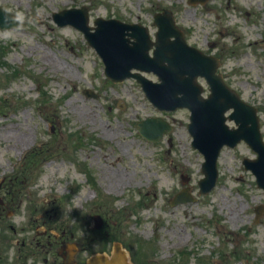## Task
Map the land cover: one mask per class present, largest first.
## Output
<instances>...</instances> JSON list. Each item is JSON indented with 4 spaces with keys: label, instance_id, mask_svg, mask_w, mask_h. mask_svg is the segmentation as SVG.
<instances>
[{
    "label": "rangeland",
    "instance_id": "obj_1",
    "mask_svg": "<svg viewBox=\"0 0 264 264\" xmlns=\"http://www.w3.org/2000/svg\"><path fill=\"white\" fill-rule=\"evenodd\" d=\"M0 6L22 21L0 30V199L7 202L0 205V264H55L69 256L70 245L76 254L65 262L81 264L91 254H110L112 236L137 263L264 264V211L255 219L264 192L242 164L257 154L245 143L225 148L215 189L200 195L204 158L192 148L190 112H158L135 81L113 85L83 35L56 26L52 16L89 6L91 22L116 18L154 34L155 14L173 11L188 43L222 58L220 73L260 109L264 132V0L196 6L189 0H0ZM160 116L174 130L149 143L137 123ZM33 148L46 159L26 158ZM186 186L197 201L171 206ZM94 214L103 220L100 229ZM179 250L187 256H176Z\"/></svg>",
    "mask_w": 264,
    "mask_h": 264
},
{
    "label": "water",
    "instance_id": "obj_2",
    "mask_svg": "<svg viewBox=\"0 0 264 264\" xmlns=\"http://www.w3.org/2000/svg\"><path fill=\"white\" fill-rule=\"evenodd\" d=\"M86 11L85 9V14ZM167 15L169 19L159 21L160 42L154 54L155 58L148 55L151 48L148 36L140 44L130 47L127 40L122 42L123 28L128 26L113 20L96 21L100 29L97 34L89 35L90 44L104 59L106 74L111 80L124 81L126 77L133 76L131 69L134 68L153 72L159 76L161 83L154 84L140 74L134 76L139 79L150 101L159 109L175 110L187 107L192 111L189 132L194 137V148H199L206 156L203 166L207 178L201 182L204 193L211 191L218 179L216 164L221 148L226 144L237 145L242 139L259 153L258 160H245L244 164L257 175L258 186L264 189V141L259 130L257 109L244 103L225 85L223 77L216 75L218 60L205 56L192 47L189 48L184 43L182 34V39L169 41L171 36H177V32L174 18L170 12H167ZM6 17L0 9L2 29L15 24L8 23L9 19ZM85 17L88 18V14ZM88 31L86 29V32ZM137 38L140 41V38ZM200 76H206L212 87L209 99H203L201 96L203 89L197 84ZM231 109H234V113L226 118L225 114ZM227 119L235 121L239 128L230 130L226 126ZM171 130L170 125L161 119H149L140 123V132L148 140L160 141L164 134ZM100 261H103V264H120L115 259L108 260L103 256L96 257L91 264H99Z\"/></svg>",
    "mask_w": 264,
    "mask_h": 264
},
{
    "label": "flooded vegetation",
    "instance_id": "obj_3",
    "mask_svg": "<svg viewBox=\"0 0 264 264\" xmlns=\"http://www.w3.org/2000/svg\"><path fill=\"white\" fill-rule=\"evenodd\" d=\"M0 203H1V205H6L7 204V202L6 201H4V200H0ZM50 244V243H49ZM66 260V256H65V258H64V261Z\"/></svg>",
    "mask_w": 264,
    "mask_h": 264
},
{
    "label": "bare ground",
    "instance_id": "obj_4",
    "mask_svg": "<svg viewBox=\"0 0 264 264\" xmlns=\"http://www.w3.org/2000/svg\"><path fill=\"white\" fill-rule=\"evenodd\" d=\"M113 188V187H112Z\"/></svg>",
    "mask_w": 264,
    "mask_h": 264
}]
</instances>
